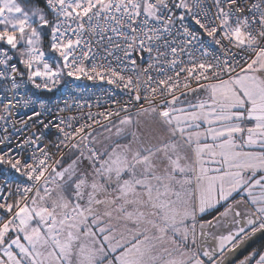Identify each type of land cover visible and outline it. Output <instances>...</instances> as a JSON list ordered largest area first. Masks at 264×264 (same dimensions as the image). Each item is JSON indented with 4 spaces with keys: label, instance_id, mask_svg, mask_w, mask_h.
I'll return each mask as SVG.
<instances>
[{
    "label": "snow or ice",
    "instance_id": "1",
    "mask_svg": "<svg viewBox=\"0 0 264 264\" xmlns=\"http://www.w3.org/2000/svg\"><path fill=\"white\" fill-rule=\"evenodd\" d=\"M0 168V264H264V0H0Z\"/></svg>",
    "mask_w": 264,
    "mask_h": 264
},
{
    "label": "built area",
    "instance_id": "2",
    "mask_svg": "<svg viewBox=\"0 0 264 264\" xmlns=\"http://www.w3.org/2000/svg\"><path fill=\"white\" fill-rule=\"evenodd\" d=\"M71 81L62 89V98H67L69 103L72 104L73 100H78L81 107H73L72 115H78L80 112L87 113L92 111L93 113L106 111L111 109L112 100H118L121 103L128 98L127 94L121 89H115L114 86L107 84L106 81H88L86 78L81 77L79 80L75 78H69ZM89 105L91 106L89 108ZM101 123H104L103 119ZM7 176L9 180L23 179L14 172H7L0 168V181Z\"/></svg>",
    "mask_w": 264,
    "mask_h": 264
},
{
    "label": "trees",
    "instance_id": "3",
    "mask_svg": "<svg viewBox=\"0 0 264 264\" xmlns=\"http://www.w3.org/2000/svg\"><path fill=\"white\" fill-rule=\"evenodd\" d=\"M210 217H208V216H205L204 217V219H209ZM200 226H199V223L196 225V228H197V230H198V228H199ZM198 233V232H197Z\"/></svg>",
    "mask_w": 264,
    "mask_h": 264
},
{
    "label": "water",
    "instance_id": "4",
    "mask_svg": "<svg viewBox=\"0 0 264 264\" xmlns=\"http://www.w3.org/2000/svg\"><path fill=\"white\" fill-rule=\"evenodd\" d=\"M200 232V229H198V233ZM253 247H255V245H252ZM250 250V249H249ZM242 254H246L243 252V250H241ZM238 258H241V257H238Z\"/></svg>",
    "mask_w": 264,
    "mask_h": 264
},
{
    "label": "rangeland",
    "instance_id": "5",
    "mask_svg": "<svg viewBox=\"0 0 264 264\" xmlns=\"http://www.w3.org/2000/svg\"><path fill=\"white\" fill-rule=\"evenodd\" d=\"M98 130L102 131V129H98ZM196 225H197V223H196ZM198 229H199V228H198ZM196 232H198L197 228H196Z\"/></svg>",
    "mask_w": 264,
    "mask_h": 264
},
{
    "label": "crops",
    "instance_id": "6",
    "mask_svg": "<svg viewBox=\"0 0 264 264\" xmlns=\"http://www.w3.org/2000/svg\"><path fill=\"white\" fill-rule=\"evenodd\" d=\"M113 122H115V121H113ZM196 223H197V224H198V223L200 224V221H197Z\"/></svg>",
    "mask_w": 264,
    "mask_h": 264
},
{
    "label": "flooded vegetation",
    "instance_id": "7",
    "mask_svg": "<svg viewBox=\"0 0 264 264\" xmlns=\"http://www.w3.org/2000/svg\"><path fill=\"white\" fill-rule=\"evenodd\" d=\"M199 229H200V227H199ZM206 231H207V230H206ZM212 231H213V232H215L216 230H215V229H213Z\"/></svg>",
    "mask_w": 264,
    "mask_h": 264
}]
</instances>
